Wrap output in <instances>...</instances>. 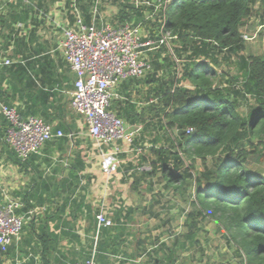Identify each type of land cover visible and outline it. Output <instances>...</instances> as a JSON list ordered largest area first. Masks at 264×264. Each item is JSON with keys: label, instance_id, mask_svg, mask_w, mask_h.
Returning a JSON list of instances; mask_svg holds the SVG:
<instances>
[{"label": "trees", "instance_id": "16d2710c", "mask_svg": "<svg viewBox=\"0 0 264 264\" xmlns=\"http://www.w3.org/2000/svg\"><path fill=\"white\" fill-rule=\"evenodd\" d=\"M62 1L70 26L76 15L90 25L97 3L104 21L114 27L140 25L146 39L155 42L165 35L169 37L168 45L148 52L151 69L141 78L121 82L109 106V111L121 120L142 126L129 147L144 148L147 144L154 156L149 170H141L145 157L136 165L129 163L126 175L133 180L132 189L146 178L155 179L156 184L164 182L165 192L178 194L191 207L182 216V233H172L173 219H166L160 226L167 228L171 241L169 245H158L156 260L160 264H177L186 258L210 260L205 251L208 241L201 233L205 222H213L242 264H264V53L246 55V38L241 33L245 19L254 16L264 38V0ZM22 2L10 5L12 17L6 21L9 29L16 22L28 28V17L35 11ZM107 7L114 11L104 15ZM34 35L35 29H31L27 41L15 38L16 48L30 44ZM40 53L42 50L34 49L23 55L24 65L13 61L2 68L14 94L19 87L27 91L23 111L15 108L22 118L37 117L35 101L47 97L35 83H42L35 67L47 61V56L32 59ZM130 85L146 87V102L152 100L140 113L130 96L123 94L122 90ZM0 119L5 124L1 141L6 144L8 124L1 114ZM67 131L52 141L65 146ZM18 163L21 166L25 162ZM69 167L71 177L77 179L78 169L83 170L84 164L76 168L70 163ZM148 187L147 191L152 192L153 183ZM189 189L193 192L186 197ZM159 196L153 194L140 213L160 219L159 214L165 211L167 217L170 209ZM67 204L74 212L82 208L78 200L64 206ZM29 211L24 209L20 215ZM135 211L120 201L110 216L118 225ZM158 241L155 238L153 243L157 245ZM10 257L9 247L5 254L0 253L1 264Z\"/></svg>", "mask_w": 264, "mask_h": 264}, {"label": "crops", "instance_id": "0c3cea01", "mask_svg": "<svg viewBox=\"0 0 264 264\" xmlns=\"http://www.w3.org/2000/svg\"><path fill=\"white\" fill-rule=\"evenodd\" d=\"M17 2L0 0V51L12 62L24 65L23 55L34 49L42 50L40 55L32 58L47 56V61H41V67H35L40 71L38 77L42 82L35 80L36 88L47 95L35 101L37 118L54 131H68L65 146L57 140L49 141L39 154L31 156L21 166L13 150L8 144L9 147L3 144L0 136V205L15 202L18 215L24 209L30 210L20 236L10 246L11 257L4 259L3 264H83L89 259H93L95 264H160L155 251L161 243L169 245L167 228L155 226L159 219L148 218L140 213V209L149 204L153 194H159L160 199H169L173 205L167 217L159 214L160 220L174 219L177 217L178 194L170 191L171 197H166L168 192L162 188L164 182L156 184L155 179L149 178L142 181L137 189H132L133 180L127 177L126 168L129 163L136 165L141 157H145L141 170H149L154 156L148 152L147 144L144 148L134 149L121 145V152L117 155H112L111 150L105 148L102 156L87 132L82 133L84 121L71 108L75 75L61 47L62 30L69 25L64 1L23 0L24 5L33 7L35 11L28 17V28L16 22L9 29L6 21L12 17L10 5L15 6ZM31 29H35L32 42L16 48L15 38L24 37L27 41ZM2 68L0 105L11 103L13 108L23 111L27 91L23 92L19 87L14 94ZM24 84L26 82L22 80L21 85ZM146 90V87L132 85L122 90L124 95L130 96L137 113L152 101L146 102ZM123 122L129 129L139 128V132L142 129L141 125ZM4 128L5 124L0 119V135ZM81 162L84 169H78L77 179H74L69 165L71 163L77 168ZM150 183H153L152 192L147 191ZM72 200L82 203L77 212L71 205L64 206ZM120 201L125 208L132 207L138 211L127 221L121 219L118 225L112 221L116 229L110 227L98 231L96 211L102 209L111 219V212ZM173 232L177 231L174 229ZM155 238L159 240L157 245L153 243ZM182 263L214 264L196 261V258L177 261V264Z\"/></svg>", "mask_w": 264, "mask_h": 264}, {"label": "built area", "instance_id": "2783aa9c", "mask_svg": "<svg viewBox=\"0 0 264 264\" xmlns=\"http://www.w3.org/2000/svg\"><path fill=\"white\" fill-rule=\"evenodd\" d=\"M167 2V1H166ZM145 4L149 5L148 2ZM90 25L76 15L73 25L62 30L63 55L75 75L71 94V108L86 126L88 138L96 145L101 155L105 148L112 155L121 152V145H131L139 128L129 129L115 114L109 111L115 88L123 81L143 77L150 69L145 53L162 44L168 45V35L157 42L147 40L140 25L125 24L114 27L105 22L98 5L92 10ZM12 61L0 51V68ZM0 114L8 126L4 141L21 162L40 153L44 145L64 136L54 131L41 118H22L15 108L0 105ZM18 205L9 202L0 205V253L18 239L26 221V215L15 213ZM97 229L110 228L112 220L101 209L95 215ZM83 264H95L93 259Z\"/></svg>", "mask_w": 264, "mask_h": 264}, {"label": "rangeland", "instance_id": "374dc122", "mask_svg": "<svg viewBox=\"0 0 264 264\" xmlns=\"http://www.w3.org/2000/svg\"><path fill=\"white\" fill-rule=\"evenodd\" d=\"M108 11V12H107ZM114 11V9L107 7L106 13L104 15H109ZM241 33L246 38V55H261L264 53V38L262 37L261 30L258 27L257 19L254 16L245 19L244 25L241 27ZM142 35H145L143 32ZM146 57H148V52L145 53ZM82 133L86 132L84 124H82L81 128ZM199 169V166H198ZM159 189V188H158ZM192 189L187 191L186 197L192 194ZM165 193V192H164ZM164 195V194H163ZM166 197H171V192L165 193ZM178 207L176 209L177 217L172 221V227L178 232H182V220L188 211L191 210V207L186 204L182 198L178 195ZM163 205H165L168 209H172L173 205L169 199L163 198L161 200ZM179 208V209H178ZM165 211H162L164 215ZM164 220H158L154 223V225H163ZM201 237L208 241L207 247H205V251L208 256L211 258L210 260H203L204 262H212L214 264H242L241 258L234 256V247L228 245L224 240L221 233H217L216 226L213 222H205V229L201 233ZM170 239H168V244L170 243Z\"/></svg>", "mask_w": 264, "mask_h": 264}, {"label": "water", "instance_id": "95a60500", "mask_svg": "<svg viewBox=\"0 0 264 264\" xmlns=\"http://www.w3.org/2000/svg\"><path fill=\"white\" fill-rule=\"evenodd\" d=\"M0 264H1V261H0Z\"/></svg>", "mask_w": 264, "mask_h": 264}]
</instances>
